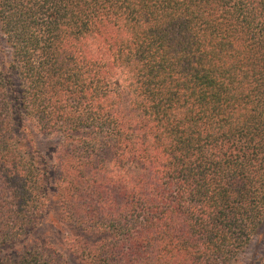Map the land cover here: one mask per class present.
Instances as JSON below:
<instances>
[{
	"label": "trees",
	"instance_id": "trees-1",
	"mask_svg": "<svg viewBox=\"0 0 264 264\" xmlns=\"http://www.w3.org/2000/svg\"><path fill=\"white\" fill-rule=\"evenodd\" d=\"M0 33V264H264V0H0Z\"/></svg>",
	"mask_w": 264,
	"mask_h": 264
},
{
	"label": "rangeland",
	"instance_id": "rangeland-1",
	"mask_svg": "<svg viewBox=\"0 0 264 264\" xmlns=\"http://www.w3.org/2000/svg\"><path fill=\"white\" fill-rule=\"evenodd\" d=\"M8 49L6 45L4 44L3 38L0 33V61L6 62L8 60ZM30 140H32L33 147L40 151V153L49 154L51 149L56 145V140L54 138H47L38 136L36 138L30 137ZM45 230V229H44ZM42 231H40L41 233ZM59 236H57L58 238ZM50 238L54 239L53 235H50ZM254 244H251L249 248L240 256L239 264H244L250 259L254 251H258V249L261 247L260 244L254 248ZM9 254V253H8Z\"/></svg>",
	"mask_w": 264,
	"mask_h": 264
}]
</instances>
